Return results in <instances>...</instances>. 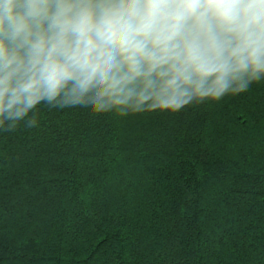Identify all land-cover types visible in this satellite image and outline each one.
<instances>
[{
  "label": "trees",
  "instance_id": "1",
  "mask_svg": "<svg viewBox=\"0 0 264 264\" xmlns=\"http://www.w3.org/2000/svg\"><path fill=\"white\" fill-rule=\"evenodd\" d=\"M60 101L0 117V264H264V75L176 110Z\"/></svg>",
  "mask_w": 264,
  "mask_h": 264
},
{
  "label": "clouds",
  "instance_id": "2",
  "mask_svg": "<svg viewBox=\"0 0 264 264\" xmlns=\"http://www.w3.org/2000/svg\"><path fill=\"white\" fill-rule=\"evenodd\" d=\"M264 75V0H0V117L180 109ZM63 94V96H61Z\"/></svg>",
  "mask_w": 264,
  "mask_h": 264
}]
</instances>
